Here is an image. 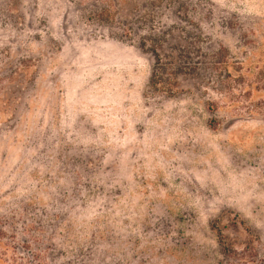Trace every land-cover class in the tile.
I'll return each instance as SVG.
<instances>
[{
  "label": "rangeland",
  "instance_id": "rangeland-1",
  "mask_svg": "<svg viewBox=\"0 0 264 264\" xmlns=\"http://www.w3.org/2000/svg\"><path fill=\"white\" fill-rule=\"evenodd\" d=\"M0 264H264V0H0Z\"/></svg>",
  "mask_w": 264,
  "mask_h": 264
},
{
  "label": "trees",
  "instance_id": "trees-1",
  "mask_svg": "<svg viewBox=\"0 0 264 264\" xmlns=\"http://www.w3.org/2000/svg\"><path fill=\"white\" fill-rule=\"evenodd\" d=\"M153 40H151L152 42ZM151 52L153 54H155L154 56L156 57V60L160 61V55L157 53V51L154 49V48H151ZM179 69V66H177L176 62H173L171 63L169 66H165V67H159V68H156L155 70H153L152 72V76H151V81L153 83H156V82H160V80H170V79H173V82L172 83H176V74H177V71ZM156 80V81H155ZM171 84L169 86V88H167L166 90H164L165 93H167L168 95H172L174 92L173 88H171ZM219 243H220V246H221V249L222 251L225 253V243L224 241L222 240L221 238V235H219Z\"/></svg>",
  "mask_w": 264,
  "mask_h": 264
}]
</instances>
